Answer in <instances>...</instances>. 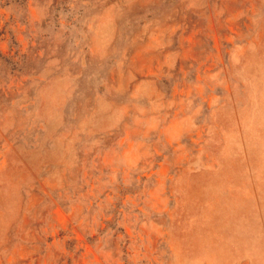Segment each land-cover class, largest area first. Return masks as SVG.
<instances>
[{"label":"rangeland","instance_id":"374dc122","mask_svg":"<svg viewBox=\"0 0 264 264\" xmlns=\"http://www.w3.org/2000/svg\"><path fill=\"white\" fill-rule=\"evenodd\" d=\"M0 264H264V0H0Z\"/></svg>","mask_w":264,"mask_h":264}]
</instances>
